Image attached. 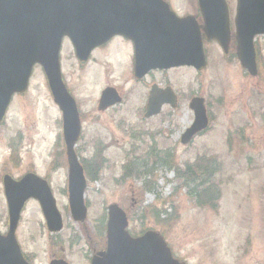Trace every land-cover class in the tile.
I'll list each match as a JSON object with an SVG mask.
<instances>
[{
  "label": "rangeland",
  "instance_id": "rangeland-1",
  "mask_svg": "<svg viewBox=\"0 0 264 264\" xmlns=\"http://www.w3.org/2000/svg\"><path fill=\"white\" fill-rule=\"evenodd\" d=\"M167 1L180 16L197 14L195 0ZM226 2L234 31L236 0ZM254 44L258 62L254 77L240 66L234 49L224 55L215 43L205 42L207 65L202 72L176 69L147 78L146 83H135L130 76L128 46L122 41H114L102 53L95 52L84 67L78 65L66 43L61 54L63 78L82 117L76 152L87 174L97 179L91 182L87 177L86 220L76 223L69 211L61 113L37 66L27 93L13 97L0 124V233L6 234L8 227L3 176L17 179L35 172L52 178L63 229L50 234L38 204L26 203L16 238L30 264H49L52 259L90 264L93 249L105 245L106 211L111 205L127 213L131 236L153 231L163 237L178 259L234 264L236 247L250 231L247 221L255 220L257 213L253 211L252 192L264 188V36L256 37ZM164 82L177 95V106H164L159 115L145 118L150 85ZM106 86L116 87L123 100L99 112L97 103ZM194 97L205 100L210 125L191 144L182 146L180 136L193 121L188 105ZM10 152L14 161L9 159ZM204 156L213 159L211 166L193 165ZM188 168L194 169L195 175L185 188L188 182L181 176ZM203 168L209 174L202 176ZM143 181L150 182L154 192H148ZM209 187L215 207L197 204L207 202L206 198L198 200L192 195V191L200 194ZM147 207L162 212V222L155 219L157 224L148 213L141 220L140 212ZM258 212L264 218L262 207ZM150 213L154 218L155 212Z\"/></svg>",
  "mask_w": 264,
  "mask_h": 264
},
{
  "label": "water",
  "instance_id": "water-1",
  "mask_svg": "<svg viewBox=\"0 0 264 264\" xmlns=\"http://www.w3.org/2000/svg\"><path fill=\"white\" fill-rule=\"evenodd\" d=\"M198 4L202 28L192 17L178 19L162 0H0V121L12 96L27 90L33 67L40 65L53 101L63 113L69 207L75 221L83 222L86 217V183L74 153L80 121L75 103L61 81L58 53L63 38L70 40L82 62L87 61L93 49L114 36L131 40L136 51L137 78L153 69L180 66L200 72L206 66L200 30L207 41H216L224 53L228 51L230 31L224 0H198ZM234 23L238 60L251 76H256L253 39L264 35V0H237ZM159 93L152 89L146 118L158 115L164 104H174L170 89ZM120 101L114 90L107 89L101 95L99 110ZM190 109L195 119L182 138L183 144L208 126L203 99H193ZM3 186L9 228L6 236L0 235V264H27L15 239L24 203L38 200L49 231H60L61 219L47 184L38 177L27 175L15 182L6 176ZM127 226L125 213L117 205L109 206L106 250L93 256L91 264H179L159 234L148 231L132 238ZM50 264L66 263L54 260Z\"/></svg>",
  "mask_w": 264,
  "mask_h": 264
},
{
  "label": "flooded vegetation",
  "instance_id": "flooded-vegetation-1",
  "mask_svg": "<svg viewBox=\"0 0 264 264\" xmlns=\"http://www.w3.org/2000/svg\"><path fill=\"white\" fill-rule=\"evenodd\" d=\"M115 40V39H114ZM117 40L122 41L128 46V55H131L132 58V71H131V76H133V48L130 42L117 38ZM108 46V45H107ZM107 46L101 47L97 49L96 51H103L107 50ZM99 51V52H100ZM102 53V52H101ZM80 67H83V65L79 64ZM145 82V80L140 81V83ZM110 87V86H106ZM259 144V143H258ZM257 144V145H258ZM258 146H256V149ZM256 160V159H255ZM258 160V158H257ZM43 179H46L50 182L48 174H46ZM260 188V186H259ZM63 196V193H61ZM252 197L254 199V213L257 212L253 218L252 222L247 221V224L249 228L246 231L241 239V242L237 245L236 247V260L234 264H264V218H261L259 215V208L262 207L264 209V188H260L254 192H252ZM256 233L259 234L258 237H256ZM175 258L179 261L182 262L183 264H200L201 261H198L197 263L191 262L188 259H178L176 256ZM224 264V263H222Z\"/></svg>",
  "mask_w": 264,
  "mask_h": 264
},
{
  "label": "trees",
  "instance_id": "trees-1",
  "mask_svg": "<svg viewBox=\"0 0 264 264\" xmlns=\"http://www.w3.org/2000/svg\"><path fill=\"white\" fill-rule=\"evenodd\" d=\"M171 169H172V166H169V171H171ZM188 171H189V173H188V171H186L185 173H182V180L183 179H185L187 182H193L194 180H193V178L191 177V175H192V171H194V169H190V168H188L187 169ZM201 170H203L204 172L202 173V176H205V174H209V171L208 170H206V169H201ZM195 175V174H194ZM89 176V178L90 179H94L91 175H88ZM195 177V176H194ZM181 180V179H180ZM148 181H151L150 179L148 180ZM146 182V181H143L144 183H143V185L145 186V188H146V190H148V192H154V189H153V186H150L149 185V183L150 182ZM200 181H198V183H199ZM198 183L196 184V186L198 185ZM187 184V183H186ZM200 185L202 184H204V182H200L199 183ZM210 190H211V187H209V188H205V189H202L201 190V193L200 194H196V193H194V191H192V195L194 196V197H196L197 196V198H198V200L202 197V198H206V200H207V202H201V203H199V202H197V204H199V205H209L210 207H214L215 206V204L213 205V201H214V199H213V197H211V198H209L210 197V195H209V192H210ZM189 193L191 194V191H189ZM204 194V195H203ZM207 194V195H206ZM204 196H206V197H204ZM205 200V201H206ZM151 207H147V208H144V209H142L141 210V212H140V218H141V220H144V218H145V214H149L150 215V219H156L158 222H162V220H160V217H162V212H158L156 209H150ZM150 210H153L154 212H155V214H154V218L153 217H151V213H150ZM155 220V221H156ZM172 220V218L171 219H169V220H167V221H171ZM157 221H156V223H157ZM167 221H164L163 223H169V222H167ZM158 224V223H157ZM103 241H104V239H103Z\"/></svg>",
  "mask_w": 264,
  "mask_h": 264
}]
</instances>
